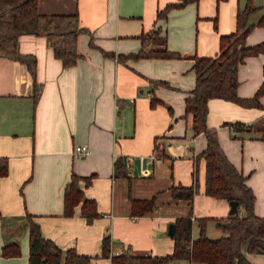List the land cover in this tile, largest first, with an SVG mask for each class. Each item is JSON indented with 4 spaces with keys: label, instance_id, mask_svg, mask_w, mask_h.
<instances>
[{
    "label": "crops",
    "instance_id": "1",
    "mask_svg": "<svg viewBox=\"0 0 264 264\" xmlns=\"http://www.w3.org/2000/svg\"><path fill=\"white\" fill-rule=\"evenodd\" d=\"M168 1L173 0H37L41 12L76 11L89 32L78 34L81 55L71 65L62 64L44 35H18L17 49L36 56L35 79L41 83L36 98L26 64L0 55V155L8 163L0 175V264H27V212L42 234L62 248L89 254V264H110V256L101 252L104 234L113 253L126 246L138 253L170 252L174 239L168 224L190 207L188 198L172 195L175 183H196L192 234L198 233L200 216L207 218L208 235L219 233L216 220L230 214L229 202L204 191L205 162L199 152L206 137L193 132L185 96L195 81L192 55L218 52L219 35L234 29L236 10L245 0H189L158 16ZM253 1L260 6L253 12L256 18L264 0ZM155 30L181 55L117 58L118 52L140 48L143 32L147 43H153ZM261 40L264 24H255L245 41ZM101 48L115 54L105 55ZM263 64L264 51L248 54L238 64L239 95L254 93L263 79ZM151 79L168 84L153 85ZM152 95L160 100L151 104ZM259 100L264 104V92ZM263 113L262 107L223 97L207 101L206 123L216 128L227 156L246 174L257 214H264V138L235 133L227 122L248 123ZM76 144H85L87 151L76 153ZM118 155L126 157L127 175L113 174ZM72 170L92 173L87 184L79 179L99 212L89 222L80 214V203L72 214L63 213V188ZM129 194L153 197L154 206L133 214ZM7 240L19 242L18 255L1 254ZM242 250L252 264H264V252L248 251L245 244ZM162 264L206 263L173 258Z\"/></svg>",
    "mask_w": 264,
    "mask_h": 264
},
{
    "label": "trees",
    "instance_id": "2",
    "mask_svg": "<svg viewBox=\"0 0 264 264\" xmlns=\"http://www.w3.org/2000/svg\"><path fill=\"white\" fill-rule=\"evenodd\" d=\"M189 0H173L166 2L158 9L157 15L164 16L167 10L181 6ZM260 6L253 0H245L236 10L235 27L229 32L219 35V50L214 55L193 54L195 81L189 93L185 96L186 103L192 111L193 132L202 131L206 137L205 147L199 152L205 162L204 191L227 200L236 199L238 208L224 218H218L216 225L221 233L210 236L205 231L206 217H198V233L192 234V204L196 191V183L171 185L174 197H186L190 207L186 214L174 218L173 248L165 254L133 252L129 246L121 251L110 252V237L104 234L101 239V252L110 256V264H162L173 258H187L203 261L206 264H252L242 250L243 244L248 251L264 252V214L254 211V192L246 182V174L236 166L220 145L215 127L206 123L207 101L210 97H223L235 102L264 108L259 100L264 92L263 79L254 93L249 96L239 95L236 91L238 83L237 66L248 54L264 51V40L254 44L245 41L248 31L255 24H264V8L256 18L253 12ZM89 29L79 23L76 11L71 13H46L38 10L37 0H0V55L24 62L32 76L34 98L41 89V83L35 79L36 56L31 52H21L17 49L20 33H34L45 36L52 47L54 55L59 57L63 65L76 62L81 53L77 49V36ZM145 32L139 34L141 47L131 53H116L119 60L128 56H180L181 52L169 49L165 44V36L158 35L155 30L153 43H147ZM90 45H94L92 39ZM101 51L105 55H114L111 50ZM153 85L168 84L164 79H151ZM160 99L154 95L150 103ZM235 132H247L250 136L264 138V113L248 123L227 122ZM157 147V146H156ZM8 163L5 155H0V175L7 172ZM113 174L127 175L126 157L118 155L113 160ZM92 173L87 175L71 171L69 179L63 188V213L72 214L74 205L80 203V214L91 221L99 215L94 198L84 194L79 183L82 178L87 184ZM131 212L142 214L154 206V198H136L129 194ZM243 209V211L240 209ZM29 251L27 264H89L90 255L79 253L74 247L62 248L52 238L42 234L39 223L26 213ZM20 244L17 240H7L1 246V254L5 256L18 255Z\"/></svg>",
    "mask_w": 264,
    "mask_h": 264
},
{
    "label": "water",
    "instance_id": "3",
    "mask_svg": "<svg viewBox=\"0 0 264 264\" xmlns=\"http://www.w3.org/2000/svg\"><path fill=\"white\" fill-rule=\"evenodd\" d=\"M228 202H229L228 213L235 212L238 208V201L236 199H229ZM168 231L170 233H173V231H174V222L173 221H171L168 224Z\"/></svg>",
    "mask_w": 264,
    "mask_h": 264
},
{
    "label": "built area",
    "instance_id": "4",
    "mask_svg": "<svg viewBox=\"0 0 264 264\" xmlns=\"http://www.w3.org/2000/svg\"><path fill=\"white\" fill-rule=\"evenodd\" d=\"M74 151H75L76 153H83V152H86V151H87V146H86L85 144H76V145L74 146ZM105 215H107V214L105 213Z\"/></svg>",
    "mask_w": 264,
    "mask_h": 264
},
{
    "label": "rangeland",
    "instance_id": "5",
    "mask_svg": "<svg viewBox=\"0 0 264 264\" xmlns=\"http://www.w3.org/2000/svg\"><path fill=\"white\" fill-rule=\"evenodd\" d=\"M215 228V227H214ZM219 229H217V231H218ZM219 233L218 234H216L215 236H217V235H219L220 233H221V230H219L218 231ZM211 233H214V232H211ZM210 234V233H209ZM211 236V235H210Z\"/></svg>",
    "mask_w": 264,
    "mask_h": 264
}]
</instances>
